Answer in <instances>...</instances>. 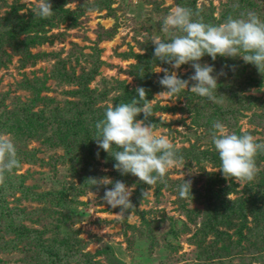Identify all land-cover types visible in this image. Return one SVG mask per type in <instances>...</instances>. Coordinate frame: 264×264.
Segmentation results:
<instances>
[{
    "label": "rangeland",
    "instance_id": "1",
    "mask_svg": "<svg viewBox=\"0 0 264 264\" xmlns=\"http://www.w3.org/2000/svg\"><path fill=\"white\" fill-rule=\"evenodd\" d=\"M178 6L199 8L205 23L217 25L246 11L264 20V0H64L77 19H42L22 29L18 42L0 39V133L11 137L21 160L0 198V264H264V154L252 185H238L217 170L212 142L216 121L264 142V76L254 65L239 57L202 58L214 75L225 73L216 93L221 103L187 89L179 97L159 95L166 90L156 85L164 73L155 71L171 66H149L156 85L149 100L159 117L146 123L178 147L183 161L144 200L150 186L114 169V158L92 139L95 123L71 136L74 156L53 138L56 117L76 120L83 112L92 119L88 106L103 116L108 105L144 87L141 66L154 56L151 39H170L161 22ZM33 8L31 0H0V31L22 18L36 23ZM35 35L44 40L25 51ZM93 70L90 80L82 78ZM177 72L189 79L194 69L185 64ZM36 113L48 123L27 125ZM8 116L11 123L18 117L14 127L2 123ZM102 177L135 187L136 208L123 220L121 209L104 201L105 186L93 185ZM184 179L191 181L189 199L178 194Z\"/></svg>",
    "mask_w": 264,
    "mask_h": 264
},
{
    "label": "clouds",
    "instance_id": "2",
    "mask_svg": "<svg viewBox=\"0 0 264 264\" xmlns=\"http://www.w3.org/2000/svg\"><path fill=\"white\" fill-rule=\"evenodd\" d=\"M31 3L35 18L50 19L53 16L50 0H31ZM161 31L172 34L168 40L158 36L151 39L155 46L154 59L171 66H159L155 71L164 73L159 79V84L166 89L159 94L161 96L179 97L187 89L210 102L221 103L222 98L216 93L219 76L225 73L221 70L214 75L213 65L200 62L205 55L213 61L218 56L239 57L244 63L254 65L264 76V20L254 11L241 12L238 17L229 15L223 23L214 25L203 21L199 8L178 6L163 18ZM185 64L194 69L189 79L180 78L177 72ZM190 81L194 82L191 87ZM136 93L131 102L110 104L105 108L103 118L94 124L92 139L98 149L114 158L113 167L121 175L131 174L150 186L142 192L144 200L157 183L166 182L169 171L179 166L183 157L178 155V147L166 135L157 134L153 130L154 124L146 123L149 117L158 116L147 97V90L137 87ZM141 113L144 119L139 120L137 117ZM212 129V142L221 162L217 170H222L226 179L234 178L238 185H252L261 170L257 157L264 154V142H257L247 132L231 133L219 121L213 123ZM19 167L21 160L14 141L0 133V187H6L8 178ZM93 181V185L105 186L103 199L112 208L121 209L118 213L121 220L128 210H132V214L136 208L131 200L134 185L130 187L110 177ZM109 184L114 186L106 187ZM178 194L182 199L193 197L191 181L184 179L178 186Z\"/></svg>",
    "mask_w": 264,
    "mask_h": 264
},
{
    "label": "trees",
    "instance_id": "3",
    "mask_svg": "<svg viewBox=\"0 0 264 264\" xmlns=\"http://www.w3.org/2000/svg\"><path fill=\"white\" fill-rule=\"evenodd\" d=\"M50 2L52 3V6H53V11H54V14L52 17H62L66 20H75L77 19V12L75 11H72V10H67L66 8L63 7V2L64 0H50ZM38 21L35 23L33 20H25V19H20L19 22L15 23L14 21L12 22L13 24L4 28L3 30L0 31V39L1 40H5L7 42H18L19 40V35L21 34V30L22 29H25V30H28L32 27H35L36 24L40 23L42 21V19L38 18L37 19ZM214 25H217V23H214ZM3 31V32H2ZM50 39V38H49ZM40 40H44V38L40 35H35V36H32L30 38H28L23 46L25 47L24 50L25 51H28L29 47L31 46H34L36 44L39 43ZM20 48H22L20 45H19ZM29 52V51H28ZM29 56H32V54L30 53ZM158 60H155L154 59V56H150L148 58H146L145 60V63L142 64L141 66V73L142 74H145L146 77H147V81L145 82L144 84V88L147 90V97L148 99H150V97L153 95V92L155 91L156 89V85H160L159 83L158 84H154L153 81L151 80L152 78V75L150 74H147V72L149 71V66H151L154 62H157ZM95 72L96 70H93L91 73H86L87 75L85 76H82V78L84 77H87L86 78V81L90 80L94 75H95ZM85 81V82H86ZM85 86H87V84H84ZM128 94V95H126ZM137 96V94L135 93H131V92H127L124 94V99L121 100V103L122 102H131L132 99ZM88 108H90V113L93 114V117L91 119V117H89L90 119H87V118H83V112H79L78 115H77V118L76 120H69V119H60V118H55L53 120L52 125L55 127L53 130H52V134H53V138L55 139V141L57 142H62V143H65L67 145H69L70 147V151H68L71 156H74V151H76L77 147L75 145V141L76 140H71V136L72 135H75L74 133L77 132V133H81L82 131H86L89 129V126H88V122H92L95 123L98 119H102L103 116L101 114H99L97 111V114L93 113L92 111V108L91 106H88ZM83 111H87L86 110H83ZM43 115L41 113H36V114H32V115H29L26 117L27 119V122L26 124L31 126V125H40L41 127L43 125H46L44 124V118L42 117ZM139 116H143V113H141ZM138 116V117H139ZM11 118L10 116H8L7 118L3 119L2 123L4 125H7L8 127H14L13 126V123L17 122L18 121V117H16L14 120H12V123L10 122ZM9 121V122H8ZM50 122V121H49ZM91 124V125H92ZM68 147V146H67ZM68 147V148H69ZM3 187H0V198H3L2 196V193H3ZM13 223V222H12ZM16 227V226H15ZM20 226H17L16 228L19 230ZM23 230V229H21ZM26 230V229H24ZM27 231V230H26ZM19 232H22V231H19Z\"/></svg>",
    "mask_w": 264,
    "mask_h": 264
}]
</instances>
